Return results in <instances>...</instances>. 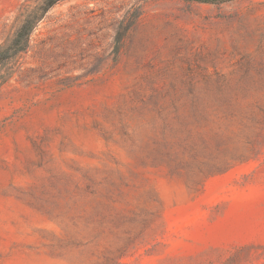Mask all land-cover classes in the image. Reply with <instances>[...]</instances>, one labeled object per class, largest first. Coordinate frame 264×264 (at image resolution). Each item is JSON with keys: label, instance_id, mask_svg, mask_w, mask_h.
I'll return each mask as SVG.
<instances>
[{"label": "rangeland", "instance_id": "1", "mask_svg": "<svg viewBox=\"0 0 264 264\" xmlns=\"http://www.w3.org/2000/svg\"><path fill=\"white\" fill-rule=\"evenodd\" d=\"M4 72L0 264H264V0H61Z\"/></svg>", "mask_w": 264, "mask_h": 264}, {"label": "trees", "instance_id": "2", "mask_svg": "<svg viewBox=\"0 0 264 264\" xmlns=\"http://www.w3.org/2000/svg\"><path fill=\"white\" fill-rule=\"evenodd\" d=\"M30 0H24L21 4L17 19L18 26L13 36L2 46H0V71H2L8 63L15 61V58L22 52H25L29 45V39L32 31L38 22L44 17L45 13L57 2L61 0H40L38 3L31 4ZM199 3H216L226 0H188ZM116 43V51L121 38L114 40ZM11 73L0 75V84L6 82L10 78Z\"/></svg>", "mask_w": 264, "mask_h": 264}]
</instances>
